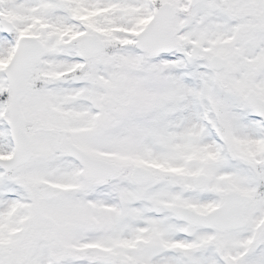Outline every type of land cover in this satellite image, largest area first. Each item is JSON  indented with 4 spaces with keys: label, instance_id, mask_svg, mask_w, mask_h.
I'll return each mask as SVG.
<instances>
[{
    "label": "snow or ice",
    "instance_id": "1",
    "mask_svg": "<svg viewBox=\"0 0 264 264\" xmlns=\"http://www.w3.org/2000/svg\"><path fill=\"white\" fill-rule=\"evenodd\" d=\"M0 264H264V0H0Z\"/></svg>",
    "mask_w": 264,
    "mask_h": 264
}]
</instances>
